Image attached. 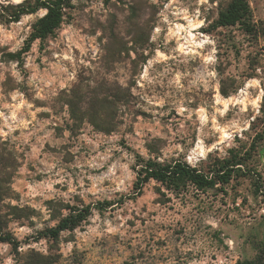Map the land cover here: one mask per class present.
I'll use <instances>...</instances> for the list:
<instances>
[{
  "label": "rangeland",
  "instance_id": "rangeland-1",
  "mask_svg": "<svg viewBox=\"0 0 264 264\" xmlns=\"http://www.w3.org/2000/svg\"><path fill=\"white\" fill-rule=\"evenodd\" d=\"M22 1L0 0V229L16 240L0 242V264L253 259L264 193L249 181L136 192L133 167L201 169L250 144L264 122V0H247L255 36L217 24L230 0H73L25 52L46 10L12 22ZM254 170L264 186V145ZM87 206L74 229L35 241Z\"/></svg>",
  "mask_w": 264,
  "mask_h": 264
},
{
  "label": "trees",
  "instance_id": "trees-1",
  "mask_svg": "<svg viewBox=\"0 0 264 264\" xmlns=\"http://www.w3.org/2000/svg\"><path fill=\"white\" fill-rule=\"evenodd\" d=\"M73 0H24L15 6L18 12L12 17L17 22L23 15L37 12L40 9L46 13L39 18L32 27V31L24 42V51L39 40L44 41L60 26L67 12L72 7ZM1 8H6L2 7ZM217 24L220 27L239 26L250 36L257 35L251 21V12L247 0H230L225 9L219 13ZM264 112V111H263ZM261 128H253L254 136L248 146L229 149L223 157L210 156L201 169L190 167L185 162L165 163L154 159L135 157L134 172L136 175L135 190L141 192L142 188L151 180L160 183L169 191L179 188L191 187L198 192H205L217 185L223 187L240 179L249 181L257 190L264 193V186L256 184L254 164L260 149L264 145V122ZM258 177V176H256ZM112 201L98 203L97 210L111 208ZM92 212V207L74 208L69 211L55 227L44 229L35 237V241L45 237L57 238L60 233L74 229L78 223L85 220ZM0 242L15 245L16 240L0 229ZM250 244L256 255L253 259H244L238 264H264V243L253 239Z\"/></svg>",
  "mask_w": 264,
  "mask_h": 264
},
{
  "label": "bare ground",
  "instance_id": "bare-ground-1",
  "mask_svg": "<svg viewBox=\"0 0 264 264\" xmlns=\"http://www.w3.org/2000/svg\"><path fill=\"white\" fill-rule=\"evenodd\" d=\"M191 27H192V30H195V29H197V27H195V25H194V24H192V25H191Z\"/></svg>",
  "mask_w": 264,
  "mask_h": 264
},
{
  "label": "clouds",
  "instance_id": "clouds-1",
  "mask_svg": "<svg viewBox=\"0 0 264 264\" xmlns=\"http://www.w3.org/2000/svg\"><path fill=\"white\" fill-rule=\"evenodd\" d=\"M48 187H50V185Z\"/></svg>",
  "mask_w": 264,
  "mask_h": 264
}]
</instances>
